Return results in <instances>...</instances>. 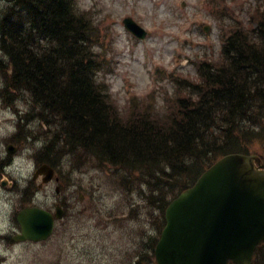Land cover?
I'll return each instance as SVG.
<instances>
[{
	"label": "rangeland",
	"instance_id": "obj_1",
	"mask_svg": "<svg viewBox=\"0 0 264 264\" xmlns=\"http://www.w3.org/2000/svg\"><path fill=\"white\" fill-rule=\"evenodd\" d=\"M9 2L0 0V20ZM73 5L92 26L94 81L122 121L132 115L167 118L176 97L187 95L185 81H199V65L220 64L228 30L252 28V9L264 11V0H73ZM125 16L146 30L144 38L124 27ZM7 64L0 50V228L9 223L22 187L32 181L31 192L42 184L43 174L32 180L46 163L42 153L49 146L55 154L68 151L58 118L35 105L21 86L8 85ZM7 147L14 151L7 153ZM248 150L264 159V141H253ZM68 152L58 155L55 181L44 183L38 201L49 205L57 187L73 201L81 194L87 208L78 205L80 210L67 213L45 242L0 241V264H136L139 251L145 255L140 264H150L143 240L158 229L160 214L145 197L143 179L101 164L83 149ZM254 263L264 264V242Z\"/></svg>",
	"mask_w": 264,
	"mask_h": 264
},
{
	"label": "trees",
	"instance_id": "obj_2",
	"mask_svg": "<svg viewBox=\"0 0 264 264\" xmlns=\"http://www.w3.org/2000/svg\"><path fill=\"white\" fill-rule=\"evenodd\" d=\"M9 1L0 20L8 85L21 86L58 118L68 151L83 149L101 164L143 179L145 197L161 219L156 235L143 240L146 260L154 264L168 203L218 157L249 153L253 141H264V11L254 12L252 28L228 32L222 62L200 66V81L187 84L188 94L177 98L167 118L132 115L122 121L94 82L92 26L73 0ZM59 154L49 146L43 161L55 166ZM144 256L139 251L133 263Z\"/></svg>",
	"mask_w": 264,
	"mask_h": 264
},
{
	"label": "water",
	"instance_id": "obj_3",
	"mask_svg": "<svg viewBox=\"0 0 264 264\" xmlns=\"http://www.w3.org/2000/svg\"><path fill=\"white\" fill-rule=\"evenodd\" d=\"M125 27L138 37L145 32L129 17ZM14 148L8 147L9 153ZM47 181L52 168L44 165ZM61 212L56 211L59 218ZM165 224L154 248L156 264H251L264 241V162L256 154L227 153L167 205ZM19 241L45 240L54 216L40 207L16 215Z\"/></svg>",
	"mask_w": 264,
	"mask_h": 264
},
{
	"label": "flooded vegetation",
	"instance_id": "obj_4",
	"mask_svg": "<svg viewBox=\"0 0 264 264\" xmlns=\"http://www.w3.org/2000/svg\"><path fill=\"white\" fill-rule=\"evenodd\" d=\"M0 168H1V162H0ZM0 174H1V172H0ZM29 182H32V181L29 180ZM4 184L5 183L2 182V185H4ZM11 185H13V182L11 183ZM43 185H44V183H42V184L40 183V184L36 185L35 190H32L31 192H28L26 185L24 187H22V192L20 193L19 204L17 206V203H18L17 202L14 205V209L8 218L9 223L5 227L0 228V241L5 242L7 244H10L12 246L23 244V243H31L30 241H22V242L16 241V239L21 235V227H20V224L18 223V221L16 219V212L23 207L40 206V207H43V208L51 211L52 213H54V211L56 209V211H59L62 213V216L58 219H55V226L58 223L59 224L63 223L64 219H66L68 217L67 213L74 214L76 209H79V208H77L78 205L79 206L81 205L82 209L87 208L86 201H83L82 195L79 194L78 201H73V199L68 195L67 196L66 195L60 196L59 189L57 191L58 193L54 196V198L51 200L49 205L43 204L42 202H39L38 201L39 198L42 197V195H40V191H43L42 190ZM43 196H45V194H43Z\"/></svg>",
	"mask_w": 264,
	"mask_h": 264
}]
</instances>
